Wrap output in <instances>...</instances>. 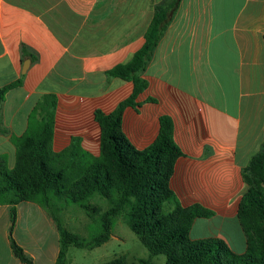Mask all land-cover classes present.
I'll return each mask as SVG.
<instances>
[{
    "label": "crops",
    "instance_id": "1",
    "mask_svg": "<svg viewBox=\"0 0 264 264\" xmlns=\"http://www.w3.org/2000/svg\"><path fill=\"white\" fill-rule=\"evenodd\" d=\"M162 1L0 0V87L22 80L0 104V155L9 168L14 139L46 94L57 98L53 150L78 138L100 155L96 112L113 113L135 88L108 72L143 47ZM141 77L147 89L123 113L127 139L144 150L169 118L182 153L170 187L182 206L212 213L194 221L191 237L219 238L245 253L243 171L264 147V0H180ZM59 240L39 204H0V264H27L13 243L34 264H55Z\"/></svg>",
    "mask_w": 264,
    "mask_h": 264
},
{
    "label": "trees",
    "instance_id": "2",
    "mask_svg": "<svg viewBox=\"0 0 264 264\" xmlns=\"http://www.w3.org/2000/svg\"><path fill=\"white\" fill-rule=\"evenodd\" d=\"M179 3L180 0H163L156 4L143 47L131 61L108 72L109 76L133 81L135 88L132 96L113 113L96 112L102 128L99 156L84 150L78 138L62 152L53 150L57 109L54 94L39 100L26 133L14 139V167L9 168L7 159L0 155V204L15 206L32 201L51 214L60 235L55 264H68L71 247L92 250L107 243L123 215L129 228L148 248L150 258L130 262L120 256L102 264H153L152 257L159 255L166 256V264H264V147L243 171L247 190L238 216L247 248L239 254L222 239L191 237L194 221L212 213L199 205L182 206L170 187L175 162L182 154L174 142L172 121L161 117L158 138L144 150L136 149L122 129L125 108L134 105L147 89L148 83L141 74ZM21 84L22 80H17L0 87V104L10 90ZM93 196L106 200L108 208L101 211L100 232L87 239L66 228L59 216L60 205L78 204L93 217L98 212L90 204ZM15 219L13 212V222ZM13 250L25 263L34 264L15 243Z\"/></svg>",
    "mask_w": 264,
    "mask_h": 264
},
{
    "label": "rangeland",
    "instance_id": "3",
    "mask_svg": "<svg viewBox=\"0 0 264 264\" xmlns=\"http://www.w3.org/2000/svg\"><path fill=\"white\" fill-rule=\"evenodd\" d=\"M90 204L98 210L93 217L80 205L71 202L61 204L59 213L62 222L69 231L87 239L100 232V214L101 211L108 208V202L99 196H93L90 199ZM120 256H125L130 262L150 258L148 248L129 228L124 215L117 220L113 235L107 243L92 250L71 247L67 254V260L68 264H102ZM152 262L153 264H166V256H154Z\"/></svg>",
    "mask_w": 264,
    "mask_h": 264
},
{
    "label": "water",
    "instance_id": "4",
    "mask_svg": "<svg viewBox=\"0 0 264 264\" xmlns=\"http://www.w3.org/2000/svg\"><path fill=\"white\" fill-rule=\"evenodd\" d=\"M26 72V69L24 70V73Z\"/></svg>",
    "mask_w": 264,
    "mask_h": 264
}]
</instances>
